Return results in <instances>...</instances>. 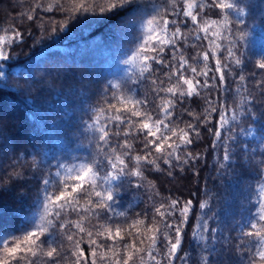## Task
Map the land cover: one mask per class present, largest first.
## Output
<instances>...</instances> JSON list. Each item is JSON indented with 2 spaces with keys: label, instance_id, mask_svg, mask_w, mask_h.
<instances>
[{
  "label": "snow or ice",
  "instance_id": "1",
  "mask_svg": "<svg viewBox=\"0 0 264 264\" xmlns=\"http://www.w3.org/2000/svg\"><path fill=\"white\" fill-rule=\"evenodd\" d=\"M36 9L63 15V20L54 22L58 25L52 27L54 33L68 29L72 21L102 23L115 17L119 27L135 25L137 42L123 64L129 66L132 84L150 82L151 99L147 94L138 98V92L133 94L136 89L126 94L120 83L109 84L104 105L84 125L93 135L96 151L58 159L54 165L46 163L48 174L37 180L41 187L28 206L32 215L25 214L15 226L0 223V264H192L191 253L182 247L190 212L194 205L210 210L211 204L160 197L145 173L155 171L175 179L184 166L191 167L201 157L187 149L200 137L201 126L213 136L211 147L215 149L216 142L222 147L219 159L229 161L220 164L221 169L232 167L229 144L236 141L234 122L237 126L241 120L260 124L264 145V111L257 114L258 101L264 105V55L246 75L247 61L239 54L243 45L238 42L245 39L243 28L249 13L238 0H50L46 6L35 0L22 15L28 21L42 20L34 15ZM190 39L193 52L189 55L185 45ZM15 41L23 42V33L15 28L7 39L0 37V62L10 59L6 44ZM5 75L0 69V79ZM228 75L239 81L237 94L248 92L231 109L218 104V96L210 98L208 91L218 93L221 86L229 91ZM248 81L254 82L252 88ZM257 90L259 97L254 95ZM194 97L203 100L200 114L185 107ZM185 114L191 119L185 120ZM213 123V128L207 127ZM242 133L253 134L251 129H242ZM245 148L239 145V166L247 163L248 170L257 175L255 184L249 185L248 215L236 228V255L246 258L247 264H264V152L259 161L255 156L245 161ZM16 166L9 179L24 178ZM232 187L238 189L239 184ZM141 190L150 191L154 203L131 218L126 208L143 203H137ZM11 191L5 185L0 200ZM132 191L137 195L122 205L125 192ZM72 215L77 218L69 219ZM193 225L192 241L205 242L204 232L210 237L219 231L209 224L208 212ZM201 246L205 254L197 264H213L214 250L204 243Z\"/></svg>",
  "mask_w": 264,
  "mask_h": 264
},
{
  "label": "trees",
  "instance_id": "2",
  "mask_svg": "<svg viewBox=\"0 0 264 264\" xmlns=\"http://www.w3.org/2000/svg\"><path fill=\"white\" fill-rule=\"evenodd\" d=\"M49 2L42 0L45 6ZM238 2L249 13L243 28L245 39L238 42L243 45L239 54L246 58L244 73L247 75L255 70L254 65L264 55V0ZM34 4L35 0H0V37H10L13 28L23 33L22 43L15 41L6 44L10 59L0 62V69L6 74L0 79V128L3 129V136H0V192L5 185L12 189L0 200V223L5 226H15L25 214L32 215L28 206L35 200L41 187L37 180L48 174V167L45 166L48 161L54 165L58 159L96 151L92 147L95 144L93 135L84 125L91 122L94 110L104 105L107 99L105 89L110 83H120L126 94L129 89H136L133 94L138 92V98L147 94L151 99L150 82L132 84L129 81V66L123 64L137 42L134 41L135 25L119 27L115 17L102 23L76 24V21H72L68 29L54 33L52 27L58 26L54 22L63 20V15L46 14L36 9L34 15L43 19L28 21L26 15L22 14L28 13ZM191 43L190 39L189 45H185L189 55L193 52ZM131 79L135 80L136 76L132 74ZM226 82L229 91L226 92L223 86L218 93L216 89L208 91L210 98L218 96V104H226L231 109L238 106L248 92H235L239 81L234 80L232 75L227 76ZM253 83L248 81V87L252 88ZM254 95L259 97V91H255ZM203 106V100L196 97L185 104L197 114H200ZM257 109L258 115L264 111V105L259 101ZM184 119L191 118L185 114ZM207 127L213 128L214 123ZM260 128V124L247 120H241L239 126L233 123L232 135L236 141L229 144L233 153L230 168L221 169L220 164L227 165L229 161L219 159L223 154L222 147L216 142L217 147L213 149V136L201 126L200 137L194 138V143L187 149L194 156L199 154L201 157L191 167L184 166V171L175 179L155 171L145 173L155 183L160 197L171 196L182 201L192 199L194 202L207 200L211 204L210 210H201L194 205L190 212L182 247L191 253L192 264H197L199 257L205 254L202 243L206 244L207 249L214 250L213 264H247L246 258L240 259L236 255V228L248 215L249 185L255 184L257 174L248 170L247 163L243 168L239 166V145H246L245 161L252 156L259 161L261 152H264ZM242 129H251L253 134L244 135ZM226 136L227 132L224 133ZM37 162V167L33 168ZM14 165H17L16 171L23 174V179L15 176L9 179L8 174ZM236 184H239L238 189L232 187ZM136 195L135 191L125 192L121 204L127 205ZM149 195L150 191L141 190L137 203L141 200L143 203H139V207L126 208L131 218L154 203ZM155 202L158 203L159 198ZM205 212H208L209 224L219 231L211 233L210 237L208 232H204L205 242L192 241L193 221ZM212 213H215L214 218ZM76 218L74 215L69 217ZM85 250L88 251L87 246ZM160 251L163 253V249Z\"/></svg>",
  "mask_w": 264,
  "mask_h": 264
}]
</instances>
